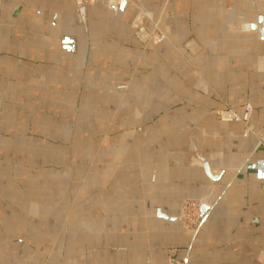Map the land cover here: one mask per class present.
<instances>
[{"label": "crops", "instance_id": "1", "mask_svg": "<svg viewBox=\"0 0 264 264\" xmlns=\"http://www.w3.org/2000/svg\"><path fill=\"white\" fill-rule=\"evenodd\" d=\"M132 2L0 0V264H264V0Z\"/></svg>", "mask_w": 264, "mask_h": 264}, {"label": "built area", "instance_id": "2", "mask_svg": "<svg viewBox=\"0 0 264 264\" xmlns=\"http://www.w3.org/2000/svg\"><path fill=\"white\" fill-rule=\"evenodd\" d=\"M124 0H73L76 8V12L79 13V9L85 8L87 3L89 2L91 5H101L107 10L113 12L114 14H118L120 3ZM135 9L134 19L132 21V28L136 31L137 36L141 40V42H152L154 44H158L164 40H166L163 33L159 32L157 25L146 26V22L149 19L148 14L144 12L142 7L136 3H131ZM251 117V108L250 106H245L242 114H237L233 111H219L217 113V118L220 121H232L240 123L243 126V136L253 135L256 133L254 131L253 126L250 123ZM195 207V206H194ZM197 209L199 206H196ZM201 220L200 215L196 218V225L199 224Z\"/></svg>", "mask_w": 264, "mask_h": 264}, {"label": "rangeland", "instance_id": "3", "mask_svg": "<svg viewBox=\"0 0 264 264\" xmlns=\"http://www.w3.org/2000/svg\"><path fill=\"white\" fill-rule=\"evenodd\" d=\"M133 2H136L138 3L142 9L144 10L145 13L148 14V12L145 10V8L141 5V3L139 2V0H133ZM148 17L149 19L147 20L146 22V26H150L151 25H157L155 22H152L151 19H150V16L148 14ZM133 19H134V16H133ZM132 19V21H133ZM131 25H132V22H131ZM132 27V26H131ZM158 27V26H157ZM159 32L160 29L158 28ZM132 33L134 35V37L139 41L141 42V40L139 39V37L137 36L136 34V31L133 30L132 28ZM162 33V32H161ZM165 36V35H164ZM166 38V37H165ZM150 42V41H148ZM141 43H144V42H141ZM118 89H123L122 87L118 88ZM219 112V111H218ZM216 112V114L218 113ZM183 222L185 223V226L187 228H191V227H196V218L197 216L199 215L198 213V209L197 207L195 206H185L184 210H183ZM166 264H186V259H178L177 258V249L175 247H169L167 249V263Z\"/></svg>", "mask_w": 264, "mask_h": 264}, {"label": "water", "instance_id": "4", "mask_svg": "<svg viewBox=\"0 0 264 264\" xmlns=\"http://www.w3.org/2000/svg\"><path fill=\"white\" fill-rule=\"evenodd\" d=\"M84 11L85 8L79 9V15L81 16V18L84 17ZM243 30L248 32H256L259 35V38L264 41V17L260 16L259 18H257V21L255 23L245 24L243 26ZM65 41L68 44L73 43V39L71 38H67ZM67 49L71 50L72 48L69 45ZM204 210H205L204 207H202L201 213H203Z\"/></svg>", "mask_w": 264, "mask_h": 264}]
</instances>
